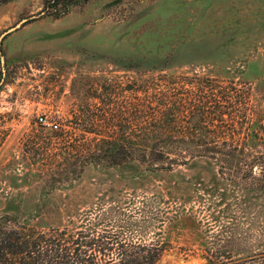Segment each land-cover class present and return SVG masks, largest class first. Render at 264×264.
I'll use <instances>...</instances> for the list:
<instances>
[{
  "label": "rangeland",
  "instance_id": "1",
  "mask_svg": "<svg viewBox=\"0 0 264 264\" xmlns=\"http://www.w3.org/2000/svg\"><path fill=\"white\" fill-rule=\"evenodd\" d=\"M0 45V214L121 209L159 264H264V0H0Z\"/></svg>",
  "mask_w": 264,
  "mask_h": 264
},
{
  "label": "trees",
  "instance_id": "2",
  "mask_svg": "<svg viewBox=\"0 0 264 264\" xmlns=\"http://www.w3.org/2000/svg\"><path fill=\"white\" fill-rule=\"evenodd\" d=\"M176 122L173 117L167 126ZM158 147L152 149L154 160L164 155ZM112 148L107 147L104 158L113 154ZM138 213L145 220L146 213ZM46 214L19 209L0 214V264H159L168 251L160 240L135 241V226L121 219H130V213L121 209L60 212V218L68 219L56 225L44 223Z\"/></svg>",
  "mask_w": 264,
  "mask_h": 264
},
{
  "label": "built area",
  "instance_id": "3",
  "mask_svg": "<svg viewBox=\"0 0 264 264\" xmlns=\"http://www.w3.org/2000/svg\"><path fill=\"white\" fill-rule=\"evenodd\" d=\"M40 121L42 122V123H44V124H46L49 128H51V129H58V126L57 125H55L54 123H51V124H49V123H47L46 122V120H44L43 118H40Z\"/></svg>",
  "mask_w": 264,
  "mask_h": 264
},
{
  "label": "water",
  "instance_id": "4",
  "mask_svg": "<svg viewBox=\"0 0 264 264\" xmlns=\"http://www.w3.org/2000/svg\"><path fill=\"white\" fill-rule=\"evenodd\" d=\"M27 21H28V20H24L21 24L26 23ZM18 27H20V25H18L16 28H14V29H12V30H10V31H7V32L3 35V37H5V36L8 35L9 33H11L12 31L16 30ZM0 52H1V45H0Z\"/></svg>",
  "mask_w": 264,
  "mask_h": 264
}]
</instances>
